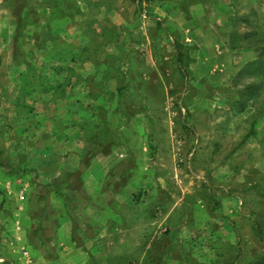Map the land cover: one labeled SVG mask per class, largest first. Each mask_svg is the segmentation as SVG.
I'll return each mask as SVG.
<instances>
[{"label":"rangeland","instance_id":"374dc122","mask_svg":"<svg viewBox=\"0 0 264 264\" xmlns=\"http://www.w3.org/2000/svg\"><path fill=\"white\" fill-rule=\"evenodd\" d=\"M263 44L264 0H0V264H44L15 213L53 238L107 154L84 264H264Z\"/></svg>","mask_w":264,"mask_h":264},{"label":"crops","instance_id":"0c3cea01","mask_svg":"<svg viewBox=\"0 0 264 264\" xmlns=\"http://www.w3.org/2000/svg\"><path fill=\"white\" fill-rule=\"evenodd\" d=\"M163 18L164 20H166V22L171 23V25L173 24L174 19L177 20V18L179 19L181 18V20L179 21L181 22V24H183L181 26L182 30H190V22H188V19L182 15V12L179 11L178 8L171 7L170 9L167 10V12H165V14L163 15ZM198 51L200 52L201 50L198 49ZM112 155L113 154H111L110 157ZM110 157L108 156V154L104 157H98V156L93 157L91 161L90 170H88V173L86 172V177H85L87 179L88 185L85 187L81 186L78 190L77 189L69 190L70 194L72 193L76 199H79L78 202L77 200L74 201V205H73L74 211L71 210V212L75 214V217H73L70 213L66 214L65 217H60L58 213H55L54 215L52 214V217H53L52 222L55 225L54 227L58 229V233L62 235V238L59 236L57 232L54 235V237L53 238L51 237L50 239L44 238V235H39V234L34 233L33 228L37 225V223H35L36 222L35 212L37 211L36 209H38L37 207H40V206L36 204L35 197L29 195L27 197L25 196V199H24V196H21L24 199V203L22 202V204L24 205L22 206V209H21L23 213L21 212V210H18V212H16L15 214H17L18 220L23 221L22 222L23 224L26 223L22 227L26 228V230L29 229L27 233L29 231H32V238L35 243L33 241L31 242L32 248L30 250L33 254H38V256H40V259L43 260L44 264L49 263L51 258L54 261L56 259L59 264H84L85 263L87 258L84 259V251L82 247L83 242L78 243V242L73 241L72 238H70V236L65 233V229L63 230L64 232H62V229H60V226L70 227L71 222H72L71 220L73 218L78 217L81 220L80 215L85 216L86 219H89V221H91V223L94 220H99V217L101 215L108 216L109 210L111 209L109 207V202L105 203V201L103 200L102 204H100L99 202L100 198L98 196L99 194H101L102 196L103 195L107 196V195H110L112 192L111 190H107L106 188L101 189L99 187L98 181L100 177L104 178V173H105L104 170L103 172L101 170L102 174H100V168L102 167H101V164L99 165V163H101V161L102 162L110 161L111 160ZM21 193H24V192H21ZM32 195L35 196L36 194H32ZM47 197H48L49 204L52 202H56L58 205H60V203L64 204L62 198H65V197H62L61 193L57 194L54 192H49ZM68 206L72 207V204L68 203ZM53 209L54 208L51 206L50 210L53 211ZM56 211H58V209H56ZM20 212L21 214L19 215ZM31 213L32 215H30ZM16 223H17L16 227H21L19 224L20 222L19 223L16 222ZM75 226H76V222H75ZM46 239L49 240L50 242L51 240L55 242L57 241V243L59 242V248L58 249L56 248V252H52L49 249L48 244H47L49 241H47ZM42 240L43 242H41ZM28 242L30 243V241ZM62 243L63 244L69 243L70 244L69 248L71 250H61ZM38 249L40 250V254L37 251Z\"/></svg>","mask_w":264,"mask_h":264},{"label":"trees","instance_id":"16d2710c","mask_svg":"<svg viewBox=\"0 0 264 264\" xmlns=\"http://www.w3.org/2000/svg\"><path fill=\"white\" fill-rule=\"evenodd\" d=\"M243 20H246V18H244ZM257 49V46H256ZM257 67H264V44L260 46L259 48V52H258V58H257Z\"/></svg>","mask_w":264,"mask_h":264}]
</instances>
